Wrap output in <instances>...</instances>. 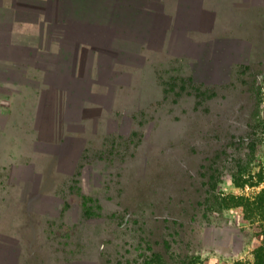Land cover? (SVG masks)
<instances>
[{
  "label": "crops",
  "instance_id": "1",
  "mask_svg": "<svg viewBox=\"0 0 264 264\" xmlns=\"http://www.w3.org/2000/svg\"><path fill=\"white\" fill-rule=\"evenodd\" d=\"M263 17L264 0H0V264H100L73 232L92 213L73 156L125 119L120 92L174 67L176 46L233 36L244 63Z\"/></svg>",
  "mask_w": 264,
  "mask_h": 264
},
{
  "label": "rangeland",
  "instance_id": "2",
  "mask_svg": "<svg viewBox=\"0 0 264 264\" xmlns=\"http://www.w3.org/2000/svg\"><path fill=\"white\" fill-rule=\"evenodd\" d=\"M250 30L251 61L219 89L166 98L171 76L182 84L189 73L174 60L153 88L139 77L120 92L126 130H105L73 156L82 213L92 212L73 229L79 253L100 264H255L264 243V20Z\"/></svg>",
  "mask_w": 264,
  "mask_h": 264
},
{
  "label": "flooded vegetation",
  "instance_id": "3",
  "mask_svg": "<svg viewBox=\"0 0 264 264\" xmlns=\"http://www.w3.org/2000/svg\"><path fill=\"white\" fill-rule=\"evenodd\" d=\"M187 29L188 27L185 26H176V38H179L183 34V32L187 31ZM190 29H196V26H191ZM222 38H217L215 41L212 42L211 46L209 45V47H207V45L202 47L199 54L195 51H192L189 46H186V49H184L183 46V50H180L179 47L176 46L174 56L175 61L179 60L181 62H184V69H188L189 72L187 75L184 74V78H186L187 80L186 84L188 89H191V87L188 86L190 85V81L198 85L202 93L206 92L208 88L211 89L213 87H217L219 89L220 87H222L223 84L225 85L226 83H229L232 80L234 72L237 73V69L239 66L237 53L238 44H236V42L234 41V38L237 37L227 36L225 38ZM247 41L251 46V53L249 58H245V64L251 61L253 46L256 45V43L252 39H249ZM181 52H183L182 56L179 55ZM188 55L191 60L187 57ZM192 56L196 57L195 60L192 59ZM159 70L160 69L155 68L156 73H158ZM172 78L173 75L170 78L172 82H168L169 85L166 88H169V90L171 89V92H174L173 89H179V85L173 87ZM166 88L165 96L166 98H168V90ZM123 117L125 119L122 122H118V124H115L113 122L110 125L108 133H111L113 130L120 127L123 128V130H126L127 126L130 124V120L128 119V117L130 116L125 114V116L123 115Z\"/></svg>",
  "mask_w": 264,
  "mask_h": 264
},
{
  "label": "trees",
  "instance_id": "4",
  "mask_svg": "<svg viewBox=\"0 0 264 264\" xmlns=\"http://www.w3.org/2000/svg\"><path fill=\"white\" fill-rule=\"evenodd\" d=\"M246 66V65H245ZM177 77H175V79H173V87H176L177 85H179L180 89H173L174 92L176 93V96L179 95L180 93H182V91L187 89V84H186V78L181 77L182 80V84H179L177 81ZM191 87V89H189V92H193L194 90H196L199 94L201 92V89L198 85L192 83L190 81V85H188ZM168 91H171V89L169 90V88H166ZM205 175V174H204ZM213 178V176L211 177ZM255 255H256V260H255V264H264V243L260 246H258L255 250ZM238 264H243L242 262H237ZM254 264V263H253Z\"/></svg>",
  "mask_w": 264,
  "mask_h": 264
}]
</instances>
